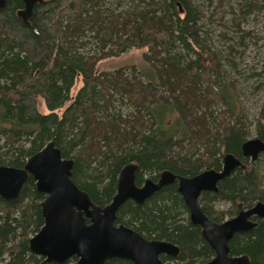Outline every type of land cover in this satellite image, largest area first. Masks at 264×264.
Returning a JSON list of instances; mask_svg holds the SVG:
<instances>
[{
	"label": "trees",
	"instance_id": "trees-1",
	"mask_svg": "<svg viewBox=\"0 0 264 264\" xmlns=\"http://www.w3.org/2000/svg\"><path fill=\"white\" fill-rule=\"evenodd\" d=\"M154 5L151 0L149 17L147 14L142 19L135 17L128 26H121L128 34L122 33L123 28L116 24L113 30L119 34L116 36L123 47L121 50L147 46V52L152 51L155 57L165 50V56L159 57L155 64L144 61L140 68L142 84L140 81L116 82L77 50L75 41L81 38L84 24L94 21V18L89 21L91 14L85 0H38L25 20L19 14L24 8L22 0H6L0 8V165L22 167L30 155L54 138L62 156L74 160L73 182L93 202L104 206L115 194L119 170L128 161L139 165L138 181L141 168L154 166L177 174H192L199 164L179 163L181 160L177 162L171 155L173 146L185 139L204 141L205 154H215V149L212 150L215 142L211 145L206 121L207 116L212 117L210 105L216 100L229 115L237 116V95L225 80L213 82L214 89L209 87L200 92L199 76L188 73L186 66L179 65L181 60L170 55L178 37L175 30L177 35L184 32L196 38L192 20L187 19V15L195 12L186 8V15L181 16L182 24L174 29L173 2L163 11ZM103 32L107 34L106 30ZM156 47L161 50L157 51ZM195 52L198 68L219 70V62L211 51L203 47ZM77 80V89L72 94ZM117 88L130 95L134 110L133 115L123 120L114 119L109 112L111 92ZM202 105L203 114L196 116ZM223 130L219 147L236 155L240 143L238 130L234 125L227 128L224 125ZM255 183L252 174L230 175L220 181L216 193L232 202L263 201L264 196L256 193ZM174 185L164 187L142 205L126 201L118 210L117 222L148 239H153L150 236L153 234L167 240L176 238L173 241L178 244L182 259L194 258L193 251L197 248L198 255L209 254L210 258L213 252L200 237L196 225H174L166 217L152 213L160 205L157 197L173 190ZM44 196L36 190L35 181L29 175L17 198L0 197V264H40L43 260L30 252L27 242L43 224L40 202ZM174 197L177 204L183 205L175 192ZM164 203L167 200H162ZM122 212L130 215L132 223L121 219ZM229 246L231 254L247 253L251 264H264V221L235 234ZM75 260L72 257L62 264ZM105 264L133 263L110 259Z\"/></svg>",
	"mask_w": 264,
	"mask_h": 264
},
{
	"label": "rangeland",
	"instance_id": "rangeland-1",
	"mask_svg": "<svg viewBox=\"0 0 264 264\" xmlns=\"http://www.w3.org/2000/svg\"><path fill=\"white\" fill-rule=\"evenodd\" d=\"M150 1L85 0V6L91 14L89 21L92 18H94V21L92 24L90 22L84 24L81 38L75 41L77 50L83 54L86 61L98 70L110 74V78L116 82L120 80L128 83L140 81L143 84L144 79L140 74V68L144 66V61L147 59L148 64H155L158 62L159 57L165 56V50L156 47L157 51H162L156 54L159 57H155L152 51L147 52V46H139L138 48L130 46L121 50L123 47H120V40L116 36L119 34H116L113 30L115 24L119 28H123L121 27L123 24L128 26L135 17L142 19L141 17L146 14L149 17L151 15L149 13ZM153 1L156 3L154 7L158 11H163L167 4L173 2L175 12V17H173L174 29H179L182 24L181 16L186 15V8L195 12L191 13L189 17L187 15V19L192 20L191 23L196 32V38H192L184 32L182 35H177L175 30V35L178 37L172 44L170 55H173L177 60H181L178 61L179 65L186 66L188 73L199 76L198 87L200 92H205V89L209 87L214 89L213 82L225 80L230 83L238 99L239 113L237 116L229 115L225 107L216 100L210 105V110L213 113L212 117L210 115L206 117V121L210 128L211 145L215 142L212 148V150L215 149L214 155L208 154V152L205 154L207 144L205 145L204 141L193 142L190 138L173 146L171 150V155L174 156L173 159L177 162L181 160L179 163L192 162L199 164L192 174H185L188 176L208 168L220 169L223 154L225 152L231 153V151H224L223 147H219L225 133L223 126L225 125L227 128L234 125L235 129L238 130L237 136L240 142L239 153L235 156L241 160L243 167H238L230 175L236 177L238 175L244 176L247 173L252 174L256 182V193L264 196V153H260L255 160L241 155V144L245 140L252 138L264 139V0ZM103 30H106L107 34ZM121 32L128 34V31L124 28ZM185 42L190 46H186ZM203 47L211 51L216 57L220 65L219 70L212 71L209 69L204 71L197 67V54L195 51ZM113 75L117 78L114 79ZM78 82L77 80L72 94L76 91ZM111 93L112 104L109 108L111 117L123 120L128 115L134 114L129 94H125L119 88L114 89ZM41 110L45 111L43 108ZM203 112L204 105L198 108L195 115L201 116ZM141 114H145V112ZM145 118H148V116L146 115ZM159 171L160 169L155 166L141 168L139 180L136 183L141 184L145 178H156ZM219 183L220 181L217 184L218 189L216 192L219 190ZM173 191L178 195L183 205L174 201ZM216 192L203 191L198 197V203L204 213L217 222L234 216L237 212L238 203H241L243 207H249L255 203H247L245 199L232 202L223 196L220 197ZM164 199L167 200V203L162 205ZM156 201L160 205L152 211L154 215H159L161 218L166 217L167 221L174 225L187 226V223H191L187 206L178 192L176 184L173 190L158 196ZM120 217L123 221L132 223L127 212L120 213ZM256 219V223L264 221L263 218L256 217ZM134 226L136 225L134 224ZM198 229L202 238L200 228L198 227ZM150 236H153V239L169 241L178 246L176 241H173L177 240L176 238L167 240L166 238L156 237V234ZM206 245L210 249L207 243ZM197 249L193 251L196 256L192 259H182L180 257L169 259L165 255L161 256V259L168 264H187V262L196 264L207 260L209 254L198 255L200 249Z\"/></svg>",
	"mask_w": 264,
	"mask_h": 264
},
{
	"label": "water",
	"instance_id": "water-1",
	"mask_svg": "<svg viewBox=\"0 0 264 264\" xmlns=\"http://www.w3.org/2000/svg\"><path fill=\"white\" fill-rule=\"evenodd\" d=\"M36 1L22 0L24 8L19 14L23 20ZM5 4L6 0H0V8ZM260 153H264V140L260 138L241 144L244 157L255 160ZM73 166L74 160L62 156L54 138L30 155L22 167L0 165L2 199L17 198L29 175L36 190L45 195L40 202L43 224L27 242L30 252L43 258L40 264H62L72 257L76 258L72 264H105L110 259H126L133 264H168L161 259L163 255L177 259L180 248L176 244L147 239L117 222L118 210L126 201L142 205L173 184L187 206L190 222L200 228L202 238L213 251L208 260L196 264H251L246 253L230 254L229 241L256 225L252 216L264 219V202L256 201L249 207L238 203L236 215L221 222L212 220L198 203L203 191L216 192L219 181L243 167L234 154H223L220 169L208 168L190 176L162 169L156 178H145L141 184L136 183L139 165L128 161L119 170L115 194L104 206L93 202L73 182Z\"/></svg>",
	"mask_w": 264,
	"mask_h": 264
},
{
	"label": "flooded vegetation",
	"instance_id": "flooded-vegetation-1",
	"mask_svg": "<svg viewBox=\"0 0 264 264\" xmlns=\"http://www.w3.org/2000/svg\"><path fill=\"white\" fill-rule=\"evenodd\" d=\"M235 215H236V214H235ZM252 219H253V221H255V222H256V220H257L256 217H254V216H252ZM123 224H124V223H123ZM256 224H257V223H256ZM255 226H256V225H255ZM255 226H254V227H255ZM147 239H148V238H147ZM209 247H210V246H209ZM210 249H211V248H210ZM211 250H212V249H211ZM212 252H213V251H212ZM230 254H231V252H230ZM232 255H236V254H232ZM167 259H168V258H167ZM169 259H171V258L169 257ZM71 264H72V263H71Z\"/></svg>",
	"mask_w": 264,
	"mask_h": 264
}]
</instances>
